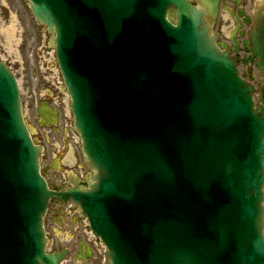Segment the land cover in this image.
<instances>
[{
	"label": "water",
	"instance_id": "95a60500",
	"mask_svg": "<svg viewBox=\"0 0 264 264\" xmlns=\"http://www.w3.org/2000/svg\"><path fill=\"white\" fill-rule=\"evenodd\" d=\"M201 1L29 2L56 34L94 176L87 191L48 188L0 62V264H60L65 250L46 253L51 198L82 208L108 264H264V96L256 107L210 34L204 17L219 0Z\"/></svg>",
	"mask_w": 264,
	"mask_h": 264
},
{
	"label": "rangeland",
	"instance_id": "374dc122",
	"mask_svg": "<svg viewBox=\"0 0 264 264\" xmlns=\"http://www.w3.org/2000/svg\"><path fill=\"white\" fill-rule=\"evenodd\" d=\"M49 37L47 30L32 16L26 0H0V59L17 78L27 123L36 128L37 132L40 131L37 138L46 147L42 164L46 166L57 159L67 165L75 161L73 149L79 157L80 141L78 135L73 133L70 100L67 92L62 89L64 83L58 70L55 49L49 47ZM50 90L58 93L57 100L51 99ZM43 100L52 101L60 117L53 126L40 128L35 125L34 116L37 114L38 103ZM46 178L50 184L61 183L62 170H49ZM53 215L54 212H50L45 221L46 231L51 238L50 249L70 248L73 245L75 249L78 240L92 237L86 220L79 218L75 223L74 214L64 213L60 225ZM93 246L96 256L94 264H106L103 244ZM63 264L88 263L77 260L74 251H71Z\"/></svg>",
	"mask_w": 264,
	"mask_h": 264
},
{
	"label": "flooded vegetation",
	"instance_id": "af4514ba",
	"mask_svg": "<svg viewBox=\"0 0 264 264\" xmlns=\"http://www.w3.org/2000/svg\"><path fill=\"white\" fill-rule=\"evenodd\" d=\"M242 7L244 11H241L239 8H236L234 5H232V9H234V16L229 15L228 17L224 16V13H221L215 23L216 26V38L220 43L226 44L227 50H229V53L236 59H247L245 56L244 51V42L249 37V32L251 31V28L254 25L255 21V13H256V7L257 3L256 0H242ZM246 9V10H245ZM240 12H244V16H240ZM237 18V19H235ZM228 24V27L226 30L223 29V24ZM237 27H239L237 29ZM228 31V33H227ZM235 38L237 40V43L239 45V52L236 54L232 51L233 44L232 40ZM243 69V75L249 76L250 69L247 67V73L244 71L245 67H242ZM263 77V76H262ZM261 84V83H259ZM57 204H53V206H56ZM58 206V205H57ZM75 211L73 209V206L69 205L68 211ZM78 245L77 252L78 254L83 253V255H86L87 250L84 246Z\"/></svg>",
	"mask_w": 264,
	"mask_h": 264
}]
</instances>
